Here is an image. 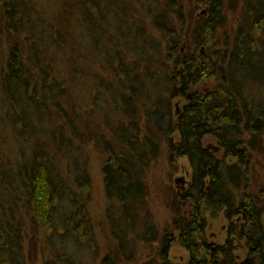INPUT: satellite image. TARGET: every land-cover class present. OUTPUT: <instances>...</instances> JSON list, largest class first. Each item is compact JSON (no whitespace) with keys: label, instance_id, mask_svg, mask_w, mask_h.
Segmentation results:
<instances>
[{"label":"trees","instance_id":"16d2710c","mask_svg":"<svg viewBox=\"0 0 264 264\" xmlns=\"http://www.w3.org/2000/svg\"><path fill=\"white\" fill-rule=\"evenodd\" d=\"M46 1L0 0V264H28L24 241L37 244L38 233L51 247L44 264H80L68 244L95 247L80 198L89 187L83 141L106 155L105 191L120 219L146 208L143 172L161 147L170 161L187 158V209L175 198L170 229L157 237L160 261L145 264H176L167 258L176 239L187 264H264V177L253 174L264 159V0H238L230 35L225 0H189L206 10L186 28L181 3L159 1L149 11L157 39L116 0H48L56 14L48 23L38 11ZM182 38L191 52H180ZM213 39L221 46L210 54ZM96 59L108 75L91 71ZM203 78L212 83L201 90ZM75 89L90 111L78 109ZM206 213L227 220L223 242L207 239ZM119 254L100 264H116Z\"/></svg>","mask_w":264,"mask_h":264},{"label":"rangeland","instance_id":"374dc122","mask_svg":"<svg viewBox=\"0 0 264 264\" xmlns=\"http://www.w3.org/2000/svg\"><path fill=\"white\" fill-rule=\"evenodd\" d=\"M159 1L163 0H116V3L122 14H127L130 18L136 19L140 25L142 24V26L147 29L148 35L157 39V37L160 36V30L153 26L149 18V11H152L153 6L158 5ZM225 1L228 22L224 30L230 35L231 31L240 23L239 12L241 11V4L238 3V0ZM46 2V4L38 6V11L45 14L43 16H45V22L48 23L50 16L54 18L56 14L53 12L55 7H52L50 4L48 5V0ZM178 2L181 3L183 7V12L185 13V19L187 21L184 24V28L189 25L191 19H200V16L203 15L206 10L203 5H197L195 7L189 0H178ZM232 7L234 9H231ZM175 16V14L172 15L173 18H175ZM32 20L35 21L33 16ZM179 28H181L180 24L176 25V29L179 30ZM39 29L42 31V27H39ZM221 32L222 30H217V35L215 36L217 40V36L221 34ZM179 42L180 52L185 54L191 52V49L193 50L191 42H185L184 38L180 39ZM208 46H210L208 53L212 54L214 50L220 49L221 45L216 43L213 39L208 43ZM5 47V39H1L0 49L3 51ZM206 49L207 47L205 46V52L203 54L200 53L198 49H196V51L199 52L201 56H205L207 54ZM97 61L98 59L92 61V65L90 66L91 71H95L100 75L107 74L108 72H105L106 67L99 64ZM170 63L172 64V62ZM171 64L168 62L165 65L171 66ZM211 83L212 79L203 78L198 83L197 88L203 90V88L210 86ZM75 91L78 109L81 111H90L91 100L87 98L86 92L82 89H75ZM182 105L183 100L180 97L173 98L172 110L174 113L181 112ZM1 107L2 101L0 100V108ZM91 121L93 125H99V128L101 127L102 131L104 130V120L101 116L94 115ZM137 124L143 127L141 121L140 123L137 122ZM78 149L80 153L79 159L83 161L86 158L87 163L89 187L82 193V196L80 194V198L85 201L86 206L84 210L91 224L93 232L92 240L95 247L89 249L84 246V244L73 245V243H71L68 244L67 250L69 252L75 251V257L80 264H100L101 260L106 257V255L109 254L112 256V253L115 254V252L120 253L117 258H115L117 260L116 264H145L152 261H160V256L158 254L159 241L157 237L159 238V234H161L165 228L167 229V227H169L170 229L171 220L174 217L171 204L175 198H178L180 207L187 209L186 202L181 200V194L191 181V167L187 158L181 156L170 161L168 149L165 146L161 147L156 157L152 159L147 169H144L143 172L147 190V195H145L146 208L141 209L140 213L133 217H129L130 214L128 212V219L126 217L124 220L118 218V215H116L119 210L115 209L116 206H113L112 200L108 198L105 191L102 167L105 163L106 155L96 148L95 142L83 141L81 145H78ZM259 159L261 158L259 157ZM261 162V165L264 167V159ZM262 166L258 165L255 170H253L256 179L264 177V169L260 168ZM61 171L64 174L65 168L63 164L61 165ZM68 177H70V175H68ZM205 218L207 221V239L211 242H223L228 230L227 220L224 215L220 213L216 218H212L206 213ZM141 222L146 225H144V231L139 230L141 225L143 226ZM262 224L264 226V213L262 216ZM22 226L26 228L28 236L35 233L30 230L28 220H26L25 224H22ZM122 229H127L129 233L125 234ZM59 232H61V229H59ZM122 242L124 244H121ZM23 249L24 255L28 259V264H44L47 259L52 258L50 245L47 241L43 240V237L39 233L37 244L34 243L33 245H30L29 239L26 236ZM167 258L176 264H187L189 254L176 239L168 246Z\"/></svg>","mask_w":264,"mask_h":264}]
</instances>
